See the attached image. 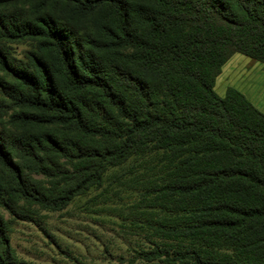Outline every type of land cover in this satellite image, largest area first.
<instances>
[{"label": "trees", "instance_id": "obj_1", "mask_svg": "<svg viewBox=\"0 0 264 264\" xmlns=\"http://www.w3.org/2000/svg\"><path fill=\"white\" fill-rule=\"evenodd\" d=\"M234 54L264 66V0H0V264L12 221L128 162L142 261L264 264V113L214 91Z\"/></svg>", "mask_w": 264, "mask_h": 264}, {"label": "rangeland", "instance_id": "obj_2", "mask_svg": "<svg viewBox=\"0 0 264 264\" xmlns=\"http://www.w3.org/2000/svg\"><path fill=\"white\" fill-rule=\"evenodd\" d=\"M27 44L12 45L22 57ZM240 91L264 113V66L241 54L222 66L214 91L223 96L227 87ZM130 163L109 170L100 187L86 190L59 211L30 210L36 222L15 220L8 228L9 243L21 264H163L147 263L138 253L148 248L142 230L144 212L139 200L141 185ZM139 172H142L141 170ZM5 219L9 216L3 212Z\"/></svg>", "mask_w": 264, "mask_h": 264}]
</instances>
